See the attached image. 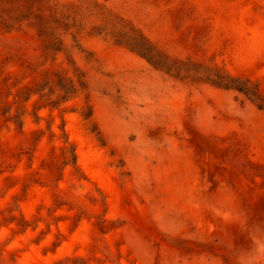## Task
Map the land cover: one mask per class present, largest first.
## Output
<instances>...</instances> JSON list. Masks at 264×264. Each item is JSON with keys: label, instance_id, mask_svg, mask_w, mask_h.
Wrapping results in <instances>:
<instances>
[{"label": "rangeland", "instance_id": "rangeland-1", "mask_svg": "<svg viewBox=\"0 0 264 264\" xmlns=\"http://www.w3.org/2000/svg\"><path fill=\"white\" fill-rule=\"evenodd\" d=\"M54 1L0 0V264H264V0Z\"/></svg>", "mask_w": 264, "mask_h": 264}, {"label": "trees", "instance_id": "trees-1", "mask_svg": "<svg viewBox=\"0 0 264 264\" xmlns=\"http://www.w3.org/2000/svg\"><path fill=\"white\" fill-rule=\"evenodd\" d=\"M50 1V0H49ZM72 8L69 6V4H62L60 3V0H55L54 4L51 6V26H55L57 28H67V21L70 18V13ZM49 49V46L47 47ZM215 84H217L220 87H223L225 89H233L236 90L246 96H248L252 101L257 102V95L254 92V88H251L248 85V82L242 83L238 82V80H232V79H224L223 77L217 78L216 81H214ZM66 144V143H65ZM65 165H75L76 158L74 155L73 150H69L66 148L65 150ZM50 167V166H48ZM56 170V165H52V168L49 169L50 172H54Z\"/></svg>", "mask_w": 264, "mask_h": 264}]
</instances>
